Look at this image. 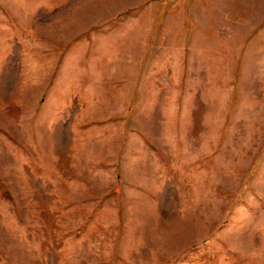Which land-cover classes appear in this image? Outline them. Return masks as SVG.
<instances>
[{
	"label": "rangeland",
	"instance_id": "1",
	"mask_svg": "<svg viewBox=\"0 0 264 264\" xmlns=\"http://www.w3.org/2000/svg\"><path fill=\"white\" fill-rule=\"evenodd\" d=\"M0 264H264V0H0Z\"/></svg>",
	"mask_w": 264,
	"mask_h": 264
}]
</instances>
